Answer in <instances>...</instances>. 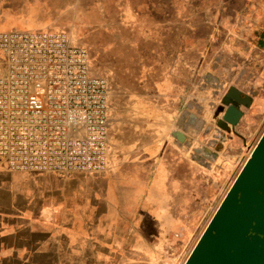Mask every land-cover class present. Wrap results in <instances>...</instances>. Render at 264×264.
Segmentation results:
<instances>
[{
    "label": "crops",
    "instance_id": "1",
    "mask_svg": "<svg viewBox=\"0 0 264 264\" xmlns=\"http://www.w3.org/2000/svg\"><path fill=\"white\" fill-rule=\"evenodd\" d=\"M231 1L90 0L75 11V20L88 19L94 30L114 14L125 24L124 43L138 44L144 56L137 72L124 67L121 91L109 92L105 172L11 171L0 161V264H159L187 242L197 225L194 207L210 191L204 186L214 168L209 153L224 136L215 125L221 113L214 111L231 84L225 89L219 54L227 44L216 39L232 22L257 25L264 3L236 0L243 11L227 12ZM12 17H1L0 30L30 28ZM258 43L264 53V24ZM175 130L194 139L184 144L194 149L204 140L207 153L180 151Z\"/></svg>",
    "mask_w": 264,
    "mask_h": 264
},
{
    "label": "built area",
    "instance_id": "2",
    "mask_svg": "<svg viewBox=\"0 0 264 264\" xmlns=\"http://www.w3.org/2000/svg\"><path fill=\"white\" fill-rule=\"evenodd\" d=\"M109 85L64 30H0V161L13 171L108 169Z\"/></svg>",
    "mask_w": 264,
    "mask_h": 264
},
{
    "label": "rangeland",
    "instance_id": "3",
    "mask_svg": "<svg viewBox=\"0 0 264 264\" xmlns=\"http://www.w3.org/2000/svg\"><path fill=\"white\" fill-rule=\"evenodd\" d=\"M84 1H86V4L82 7H88L90 0ZM237 1L232 0L230 2L232 3L231 6H227L226 11L229 12V8L243 11L244 6ZM82 7L68 2L59 6H49L31 4L25 0H0V19L1 17L9 18V16H13L12 18H16L18 22L28 25L30 28L27 29L66 31L74 42L88 49L91 72L107 79L110 95L113 96L112 91L120 92L121 81L124 77H127L128 71H125L124 67H130L131 72H137L136 66L139 63V57L144 56L143 48H140L138 44L132 46L124 43L128 39V37L124 38L121 35L124 32L123 28H126L125 24L113 20L114 14H111V20L103 28L97 30L90 28L91 24L88 19L75 20V11ZM43 11L45 15H43ZM45 16H49V18ZM85 16L88 15L85 14ZM255 16H260L257 25L248 21L240 24L232 22L233 26L228 30H224L221 33L222 36L216 39L217 42L221 40L220 44L222 41L227 44L226 51L219 53L224 60L220 61L225 64L224 67L227 73L225 89L229 83L243 87L245 90L243 93L251 97L252 103L248 107L241 106L245 110V118L243 117L241 123L236 125L235 133L222 131L224 136L221 142L223 141V143L216 144L214 146L215 150L209 153L214 155L213 159L215 161L212 166L214 168H210V180L204 182V186H208L210 191L208 196L202 198V201L198 199L199 204L194 207L192 216H197L198 220L196 227L191 230V236L187 239V242H179L177 252L169 256V259L161 260L159 264H183L212 217L218 206L217 203H220L228 191L246 158L250 155L251 149L264 131V53L258 43L259 32L264 24V3L257 7ZM12 29L16 28L13 27ZM107 29L110 30L106 31ZM216 102L219 106L222 105V97L218 98ZM183 134L185 136L183 142L175 138L181 144L179 150L198 152L194 149L193 143L187 146L184 145L187 141L190 143L194 139L191 140V137L186 135L185 132ZM200 136L203 139L204 134H200ZM195 143L199 144L198 147H202H197L200 149L199 154L204 155L207 153L203 150L204 140L199 143L195 141ZM216 168L219 169L220 174L215 173Z\"/></svg>",
    "mask_w": 264,
    "mask_h": 264
},
{
    "label": "water",
    "instance_id": "4",
    "mask_svg": "<svg viewBox=\"0 0 264 264\" xmlns=\"http://www.w3.org/2000/svg\"><path fill=\"white\" fill-rule=\"evenodd\" d=\"M222 101L215 125L235 133L244 114L241 106H250L252 99L230 85ZM173 136L185 140L182 131L175 130ZM185 264H264V131Z\"/></svg>",
    "mask_w": 264,
    "mask_h": 264
},
{
    "label": "bare ground",
    "instance_id": "5",
    "mask_svg": "<svg viewBox=\"0 0 264 264\" xmlns=\"http://www.w3.org/2000/svg\"><path fill=\"white\" fill-rule=\"evenodd\" d=\"M250 156H251V155H250ZM249 158H250V157H249ZM229 188H230V187H229ZM226 193H227V192H226ZM224 196H225V195H224ZM224 196H223V198H224ZM223 198H222V200H223ZM222 200L220 201V203L222 202ZM220 203L218 204L217 208L219 207ZM217 208L215 209V211L217 210ZM215 211H214V213H215ZM214 213H213V214H214ZM212 216H213V215H212ZM211 218H212V217H211ZM211 218H210V220H211ZM210 220L208 221V223L210 222ZM208 223H207V224H208ZM206 226H207V225H206ZM206 226H205V228H206ZM205 228H204V230H205ZM204 230H203V231H204ZM201 234H202V233H201ZM196 242H197V241H196ZM195 244H196V243H195ZM195 244H194V245H195ZM193 247H194V246H193ZM193 247H192V249H193ZM192 249H191V251H192ZM191 251H190V253H191ZM190 253H189L188 256L186 257V259H185V261L183 262V264H185V262H186V260L188 259Z\"/></svg>",
    "mask_w": 264,
    "mask_h": 264
}]
</instances>
